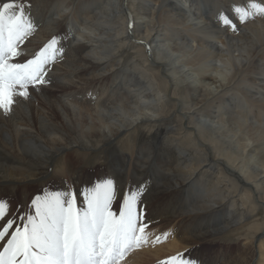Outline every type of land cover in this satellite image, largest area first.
<instances>
[{
    "label": "bare ground",
    "instance_id": "1",
    "mask_svg": "<svg viewBox=\"0 0 264 264\" xmlns=\"http://www.w3.org/2000/svg\"><path fill=\"white\" fill-rule=\"evenodd\" d=\"M31 3L25 57L53 35L65 53L50 85L0 115V199L17 210L112 178L118 211L144 185L149 231L170 234L124 264H264V20L233 33L215 19L247 0Z\"/></svg>",
    "mask_w": 264,
    "mask_h": 264
},
{
    "label": "snow or ice",
    "instance_id": "2",
    "mask_svg": "<svg viewBox=\"0 0 264 264\" xmlns=\"http://www.w3.org/2000/svg\"><path fill=\"white\" fill-rule=\"evenodd\" d=\"M257 18L264 20V0H247L215 17L233 33ZM132 28L129 23V33ZM36 30L31 0H0V115L5 117L18 100L27 101L32 91L50 85V73L63 59L65 50L58 35L25 57L22 47ZM144 191V185L129 190L118 211L114 210L117 193L112 178L98 180L79 193L68 189L36 194L27 208L18 205L17 210L0 199V264H124L134 251L161 243L170 234L149 231L153 222L141 207ZM159 264L199 262L177 253Z\"/></svg>",
    "mask_w": 264,
    "mask_h": 264
},
{
    "label": "rangeland",
    "instance_id": "3",
    "mask_svg": "<svg viewBox=\"0 0 264 264\" xmlns=\"http://www.w3.org/2000/svg\"><path fill=\"white\" fill-rule=\"evenodd\" d=\"M248 240H242V241H240V243H239V246H238V248H239V250L240 251H253L252 250V247H248ZM229 246H234L235 247V245L234 244H230ZM237 252L235 251V249L231 252V254L230 255H225L224 256V258H222V257H219L218 259H217V261L219 262V261H224V262H226L227 260H229V259H231L232 257H234L235 256V254H236ZM228 258V259H227Z\"/></svg>",
    "mask_w": 264,
    "mask_h": 264
}]
</instances>
